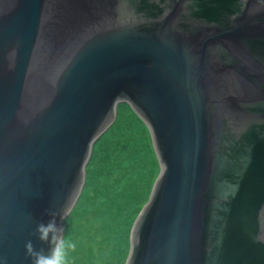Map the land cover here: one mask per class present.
Here are the masks:
<instances>
[{"label":"water","instance_id":"water-1","mask_svg":"<svg viewBox=\"0 0 264 264\" xmlns=\"http://www.w3.org/2000/svg\"><path fill=\"white\" fill-rule=\"evenodd\" d=\"M121 103L160 166L125 264H264V0H0V264L47 250Z\"/></svg>","mask_w":264,"mask_h":264},{"label":"rangeland","instance_id":"rangeland-1","mask_svg":"<svg viewBox=\"0 0 264 264\" xmlns=\"http://www.w3.org/2000/svg\"><path fill=\"white\" fill-rule=\"evenodd\" d=\"M118 114L123 123L132 126L136 113L129 105L121 103ZM125 138L131 149L123 154L121 169L106 166L102 163L104 156L98 154L88 188L65 220V235L77 245L76 252L70 254L71 264L79 258L82 264L122 263L130 244L127 236L153 187L148 140L138 136L135 125ZM150 145L155 156L152 141ZM159 171L157 162L155 176Z\"/></svg>","mask_w":264,"mask_h":264},{"label":"trees","instance_id":"trees-1","mask_svg":"<svg viewBox=\"0 0 264 264\" xmlns=\"http://www.w3.org/2000/svg\"><path fill=\"white\" fill-rule=\"evenodd\" d=\"M118 115H120V114H118V111H117V118H116L114 124L109 128V130L104 134V136H102L97 141V143L93 147L92 156H91L90 162L86 168V180H85V185H84L83 191L86 190V188H88V184H89L90 179H91V174H93L94 166L97 163L96 159H98L99 155L104 156L103 157L104 161L102 159V163L106 164V166L110 165V166L116 167L115 170L121 169L119 162L122 159L125 151L131 149L130 146L126 143L127 138H125V135H128V130H130V129L132 130V127L134 125L138 129V136L146 137V139L148 140V143H149L148 147H149L150 155H149L148 159H149V161H151L150 165L153 167L151 170V174H152V180L151 181L153 182V184L155 182L156 177L159 174V172H158L157 176H155V173H154V172L157 173V162H158V160H157L156 155L154 156L152 153V149H151V145H150V142L152 141V139L150 138L151 135H150V132L148 133V131H149L148 129H147V131L145 130V127L143 125V121L138 116H136L134 114V118H133L134 123H132L131 127H128V125H126L125 123L122 122V120H120V116H118ZM154 154H155V152H154ZM112 160H114L113 163L111 162ZM149 196H150V193L148 194V197ZM148 197L146 198V201L144 202L143 205H145L146 202L148 201V199H149ZM64 227H65V222H64ZM127 238L129 241L130 236L128 235ZM128 245L129 246H128L127 251L122 255V263L121 264L126 263L128 253H129V249H130V244H128ZM119 255H121V253ZM76 263L82 264L83 262L79 258V259H77Z\"/></svg>","mask_w":264,"mask_h":264},{"label":"clouds","instance_id":"clouds-1","mask_svg":"<svg viewBox=\"0 0 264 264\" xmlns=\"http://www.w3.org/2000/svg\"><path fill=\"white\" fill-rule=\"evenodd\" d=\"M50 218L47 222L41 220L36 224V238L47 244V250L41 247L37 250L31 240L26 241V255L31 259V264H71L70 254L76 252V243L65 235L64 221L70 216V211L65 206L59 212L47 211Z\"/></svg>","mask_w":264,"mask_h":264}]
</instances>
